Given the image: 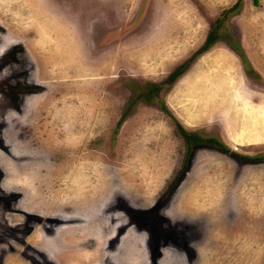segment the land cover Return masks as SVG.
Masks as SVG:
<instances>
[{"label":"rangeland","instance_id":"374dc122","mask_svg":"<svg viewBox=\"0 0 264 264\" xmlns=\"http://www.w3.org/2000/svg\"><path fill=\"white\" fill-rule=\"evenodd\" d=\"M237 1L0 0V264H264V0Z\"/></svg>","mask_w":264,"mask_h":264},{"label":"trees","instance_id":"16d2710c","mask_svg":"<svg viewBox=\"0 0 264 264\" xmlns=\"http://www.w3.org/2000/svg\"><path fill=\"white\" fill-rule=\"evenodd\" d=\"M241 7V0H238L235 5L233 7H231V11H234V10H237ZM225 17H220L218 18V20L216 21V25L214 27V29L210 30L206 40L204 41V43L201 45V47L196 51L195 55H198V54H201L203 53L204 51L208 50L217 40H218V27L221 25V23L224 21ZM237 49V48H236ZM241 53V51H240ZM242 54V53H241ZM182 72V70H175L172 72V74L170 75L169 77V80L172 81L174 80L180 73ZM160 89V85H154L152 90H154V92H156V94L158 93ZM195 141L194 140H191L188 138L187 140V146H186V149L188 151V154L189 153H192L191 150H192V145H193V142ZM213 143V147L214 148H217V149H220V150H226V147L223 146L222 143H219L218 141H215L214 139H211L210 143L209 144H212ZM189 156V155H188ZM191 160V159H190Z\"/></svg>","mask_w":264,"mask_h":264},{"label":"bare ground","instance_id":"6f19581e","mask_svg":"<svg viewBox=\"0 0 264 264\" xmlns=\"http://www.w3.org/2000/svg\"><path fill=\"white\" fill-rule=\"evenodd\" d=\"M29 179V178H28ZM24 183V182H23Z\"/></svg>","mask_w":264,"mask_h":264}]
</instances>
